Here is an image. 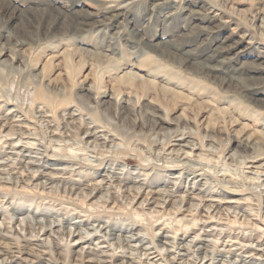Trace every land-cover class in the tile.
<instances>
[{
    "label": "rangeland",
    "instance_id": "rangeland-1",
    "mask_svg": "<svg viewBox=\"0 0 264 264\" xmlns=\"http://www.w3.org/2000/svg\"><path fill=\"white\" fill-rule=\"evenodd\" d=\"M12 1L36 24L0 21V264H264V92L165 48L219 33L264 81V0H52L94 23L80 42Z\"/></svg>",
    "mask_w": 264,
    "mask_h": 264
},
{
    "label": "bare ground",
    "instance_id": "bare-ground-1",
    "mask_svg": "<svg viewBox=\"0 0 264 264\" xmlns=\"http://www.w3.org/2000/svg\"><path fill=\"white\" fill-rule=\"evenodd\" d=\"M46 1V0H45ZM50 1H47L45 4L50 5L51 10H45L41 9L40 5L35 6L36 14H41L42 18L48 17L47 24H46V31L43 32L42 39L49 40L53 37L63 35L65 33L71 32L74 39L78 42H80V39L77 38V35L79 33L85 31L88 29L90 24H94L92 21H88L86 19V16L80 17L78 10L73 11L71 13H67L64 10L62 11L59 6L56 7V5H53V3ZM78 2H81V0H78L75 2L77 4ZM162 1H160L161 3ZM157 3V2H156ZM164 3V2H163ZM159 5V4H158ZM31 6V5H30ZM28 9L33 10V6H31ZM17 7L14 5L12 0H0V21L3 26H9L8 22L12 20V18L19 17L23 23V25L26 26V24L34 25L36 24V21L34 18H32V15H29V11H17ZM30 10V11H31ZM39 10V11H38ZM71 11V10H70ZM80 11V10H79ZM28 12V13H27ZM81 12V11H80ZM126 11H120L117 12L115 15L110 17V20L106 23L107 27L113 28L115 25L119 24L123 21V19L127 18ZM199 14V13H198ZM8 15V16H7ZM38 15V16H39ZM215 16V15H214ZM8 18V21H5V18ZM108 17V16H107ZM123 18V19H121ZM114 19V20H113ZM37 20V19H36ZM213 20V19H212ZM220 20V19H219ZM264 21V20H263ZM5 22V23H4ZM46 22V21H45ZM124 22V21H123ZM127 22V21H126ZM215 22V21H214ZM213 22V23H214ZM224 22V21H222ZM105 23V22H104ZM103 23V24H104ZM38 26L42 25V22H37ZM224 24V23H221ZM16 25V24H15ZM122 25V24H121ZM205 25V24H204ZM16 25L15 27H17ZM124 26V25H123ZM122 26V27H123ZM24 27V26H23ZM63 27V28H62ZM117 27V26H116ZM206 27V26H205ZM204 27V28H205ZM209 27V26H208ZM221 27V26H220ZM1 28V27H0ZM39 28V27H38ZM134 28V27H133ZM9 29V28H8ZM110 29V30H111ZM116 29V28H115ZM135 29V28H134ZM206 29V28H205ZM211 29V28H210ZM217 30V28H215ZM11 30V29H10ZM13 30V29H12ZM11 30V31H12ZM16 30V29H15ZM20 30V29H18ZM39 30V29H38ZM28 31V27H25V33ZM32 31V30H31ZM89 31V30H88ZM126 31V30H125ZM202 31V30H201ZM40 32V31H39ZM212 32V31H211ZM210 32V33H211ZM218 32V31H217ZM221 32V31H219ZM38 33V32H37ZM122 33V32H121ZM208 33V32H206ZM225 33V32H224ZM14 34V33H13ZM31 34V33H29ZM18 35V34H17ZM23 35V34H22ZM32 35V34H31ZM35 35V34H34ZM139 35V34H138ZM197 35H202L200 32H197ZM71 36V38H73ZM177 36V35H176ZM27 37V36H26ZM32 37V36H31ZM196 37V36H195ZM200 37V36H199ZM13 38V37H12ZM37 38V36H36ZM171 38V37H170ZM198 38V37H197ZM204 38V37H203ZM26 39V38H25ZM78 39V40H77ZM207 42L202 44V47L198 51H193L187 48V43H176V41H170L168 44L165 45L167 55L172 57L174 60L180 61L181 63H187L189 64L193 69L200 71L201 74H204L207 79H212L216 82H218L220 85H225L230 88L238 89L239 92L243 93L244 98L246 100H254L258 101L260 99L256 98V95L263 93L264 88H261V84L263 86L264 81H262V78L259 76V70L263 69L261 65L256 63L255 61H242L239 58V55H237V52H235L238 49V45L240 42L233 41L232 38L223 37L219 33L211 34L210 37H207ZM235 39V38H234ZM19 41V40H18ZM41 41V40H40ZM74 41V42H76ZM244 41V40H243ZM42 42V41H41ZM184 42V41H183ZM245 42V41H244ZM143 49H151L153 50V45L149 42H144ZM14 45V44H13ZM208 45L207 48H205ZM236 47V50L233 51L232 49ZM142 47V46H141ZM242 50V49H241ZM83 51V49H82ZM86 51V50H85ZM245 51V50H244ZM145 52V51H144ZM224 52L223 54H221ZM237 56H234V55ZM243 55V54H242ZM106 56V55H105ZM246 56V55H244ZM243 57V56H242ZM7 60V59H6ZM4 62V61H3ZM6 63V62H5ZM0 64L3 65L2 62ZM10 65V64H9ZM188 65V67H189ZM8 66V65H4ZM187 67V68H188ZM220 70V71H217ZM262 72V71H261ZM199 73V72H198ZM262 74V73H261ZM264 76V75H263ZM262 76V77H263ZM215 82V83H216ZM223 88V87H222ZM224 89V88H223ZM140 91V90H139ZM236 91V90H235ZM104 92V91H103ZM106 93V92H105ZM103 95V94H102ZM106 96V95H104ZM106 102V101H105ZM104 103V101H103ZM258 104V103H257ZM260 104V103H259ZM153 121L156 125L162 126L161 124L163 122H167L165 118H163L159 114H151ZM170 124V123H169ZM173 124V122H172ZM132 128V127H131ZM168 128V127H167ZM162 131V130H161ZM161 131H158L161 133ZM164 131V130H163ZM169 131V130H167ZM170 132V131H169ZM165 134H168L163 132ZM158 134V133H157ZM172 134V133H171ZM91 135V134H89ZM30 136V135H29ZM171 136V135H170ZM251 136V135H250ZM264 138V137H263ZM245 141V145L247 147H250L251 149H255V144L257 143L256 140L252 137H247L243 139ZM263 143V142H261ZM259 144V143H258ZM264 147V146H263ZM61 148V147H60ZM59 148V149H60ZM260 149V148H259ZM263 149V148H262ZM261 149V150H262ZM242 153V152H241ZM261 153V152H260ZM60 154V153H59ZM260 155V154H258ZM258 156H255L253 158H257ZM252 158V157H251ZM8 159V158H7ZM47 165V164H46ZM30 166V165H29ZM196 168V167H195ZM259 175H264L263 172H255ZM11 182V180H10ZM259 183V182H258ZM260 187V186H259ZM205 224V222H204ZM216 224V223H215ZM30 225V224H29ZM37 225V224H36ZM35 225V226H36ZM219 225V224H218ZM212 226V225H211ZM204 227V226H203ZM189 228V227H188ZM211 228V227H210ZM185 229V228H184ZM108 231V230H107ZM203 231V230H202ZM252 231V230H251ZM106 232V231H105ZM246 233V231H245ZM253 234V233H252ZM18 236V235H17ZM130 236V235H129ZM136 239V238H135ZM196 240V238H195ZM194 241V240H193ZM262 241V240H261ZM130 242V241H129ZM199 242V241H198ZM227 246V245H226ZM136 247V245H134ZM180 248V247H179ZM202 247H198L197 250H200ZM256 248V247H254ZM259 248V247H257ZM264 252V251H263ZM262 252V253H263ZM94 254V253H93ZM240 256V255H239ZM251 256V255H250ZM19 257V256H18ZM16 255L12 258L6 257L5 260H8L6 264H28L29 262L20 263L19 259ZM263 257V256H262ZM93 258V257H92ZM90 258L89 262L91 264H94L95 262L98 263L97 258L94 261V259ZM99 258V257H98ZM257 259V258H256ZM260 259V258H259ZM262 259V258H261ZM260 259V260H261ZM32 260V259H31ZM239 260V259H238ZM106 261V260H105ZM17 262V263H16ZM234 262V261H233ZM240 262V261H239ZM96 263V264H97ZM104 260H100V264H103ZM237 264L236 262H234ZM99 264V263H98Z\"/></svg>",
    "mask_w": 264,
    "mask_h": 264
}]
</instances>
